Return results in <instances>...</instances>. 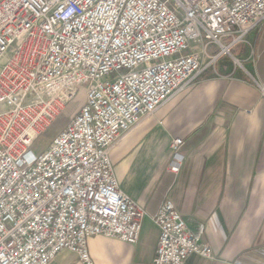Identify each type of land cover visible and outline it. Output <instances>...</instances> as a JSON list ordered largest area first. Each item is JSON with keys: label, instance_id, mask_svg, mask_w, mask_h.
<instances>
[{"label": "built area", "instance_id": "built-area-1", "mask_svg": "<svg viewBox=\"0 0 264 264\" xmlns=\"http://www.w3.org/2000/svg\"><path fill=\"white\" fill-rule=\"evenodd\" d=\"M264 23V0H0V264H93L91 237L136 245L144 209L120 189L112 149ZM206 63L203 64V58ZM264 99V80L253 79ZM83 90L77 114L34 154ZM183 141L167 171L183 165ZM149 264L212 259L171 200Z\"/></svg>", "mask_w": 264, "mask_h": 264}, {"label": "crops", "instance_id": "crops-1", "mask_svg": "<svg viewBox=\"0 0 264 264\" xmlns=\"http://www.w3.org/2000/svg\"><path fill=\"white\" fill-rule=\"evenodd\" d=\"M257 29L232 52L240 67L220 59L112 149L115 179L145 217L136 245L89 238L93 264H149L159 237L153 217L165 199L213 253L184 264H264V99L253 85L264 80V23ZM175 139L183 165L174 176ZM50 264L82 263L62 251Z\"/></svg>", "mask_w": 264, "mask_h": 264}, {"label": "rangeland", "instance_id": "rangeland-1", "mask_svg": "<svg viewBox=\"0 0 264 264\" xmlns=\"http://www.w3.org/2000/svg\"><path fill=\"white\" fill-rule=\"evenodd\" d=\"M261 28H258L259 31ZM236 51L233 52L235 54ZM237 57V56H236ZM207 61L204 62V64ZM237 66H239L236 63ZM240 67V66H239ZM84 102V93L83 90H80L76 97L73 99L71 103L67 105L65 110L61 113V115L56 119V121L52 124V126L40 137H38L32 147L31 150L34 154H38L47 148L50 144L51 140L69 123V121L77 114L79 108L83 105Z\"/></svg>", "mask_w": 264, "mask_h": 264}]
</instances>
